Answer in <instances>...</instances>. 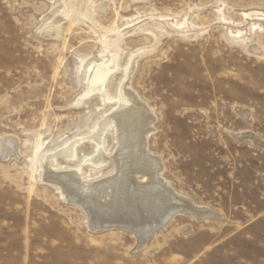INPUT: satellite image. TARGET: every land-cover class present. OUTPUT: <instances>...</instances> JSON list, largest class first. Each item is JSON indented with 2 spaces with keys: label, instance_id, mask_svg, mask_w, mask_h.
<instances>
[{
  "label": "rangeland",
  "instance_id": "1",
  "mask_svg": "<svg viewBox=\"0 0 264 264\" xmlns=\"http://www.w3.org/2000/svg\"><path fill=\"white\" fill-rule=\"evenodd\" d=\"M112 55L105 92L133 56L127 84L153 113L162 177L212 212L178 213L137 249L128 230L89 227L41 177L45 154L113 108L84 97ZM93 145L79 140L54 165L111 172L83 164ZM0 264H264V0H0Z\"/></svg>",
  "mask_w": 264,
  "mask_h": 264
},
{
  "label": "bare ground",
  "instance_id": "2",
  "mask_svg": "<svg viewBox=\"0 0 264 264\" xmlns=\"http://www.w3.org/2000/svg\"><path fill=\"white\" fill-rule=\"evenodd\" d=\"M109 42L110 40L103 38L104 46ZM133 59L132 56L125 67L124 78L115 96L105 92L106 82L117 66L115 56L112 55L92 67L84 97L103 95L105 100L114 102L113 108L85 136L45 154L41 177L55 186L66 200L77 203L85 210L89 227L95 230H128L135 237L137 249L149 235L157 228H163L178 213L202 219L212 212L205 208L206 205L201 208L182 198L183 195L180 197L162 177L160 158L148 149V136L154 122L153 113L127 84L135 64ZM108 131L113 133L112 150L105 147V135ZM81 139L94 144L93 152L83 158V164L96 170L110 164L111 172L89 178L82 174L81 165L70 169L54 165L57 154L73 159L76 156L75 145ZM1 142L3 152L7 156L13 154V139L5 137Z\"/></svg>",
  "mask_w": 264,
  "mask_h": 264
}]
</instances>
